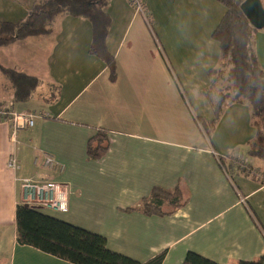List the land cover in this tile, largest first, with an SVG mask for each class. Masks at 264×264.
Returning <instances> with one entry per match:
<instances>
[{"label":"crops","instance_id":"1","mask_svg":"<svg viewBox=\"0 0 264 264\" xmlns=\"http://www.w3.org/2000/svg\"><path fill=\"white\" fill-rule=\"evenodd\" d=\"M34 1L0 0V20L23 18ZM142 3L154 32L130 0L110 2L107 46L116 59L115 81L104 61L89 52L92 25L85 17L59 15L50 32L0 45L2 65L41 78L32 98L43 88L46 95L38 109L18 107L0 70L7 89L0 104L37 113L34 126L17 133V171L7 167L12 129L0 122V264H75L18 241L19 180L25 177L67 184L68 211H41L103 235L108 248L140 262L162 252V264H183L189 251L219 264L264 254V159L248 154L256 133L249 105H228L211 141L195 120L214 116L202 90L208 70L220 61L212 33L226 7L218 0ZM256 51L264 68V28L256 31ZM99 127L109 131V148L90 159L88 142ZM234 156L262 177L238 169ZM177 185L188 200L174 213L127 210L155 186Z\"/></svg>","mask_w":264,"mask_h":264},{"label":"trees","instance_id":"2","mask_svg":"<svg viewBox=\"0 0 264 264\" xmlns=\"http://www.w3.org/2000/svg\"><path fill=\"white\" fill-rule=\"evenodd\" d=\"M218 1L226 7L224 16L212 33V38L220 45V61L217 66L208 70L209 84L202 90L214 116L211 120H207L195 115V120L201 132L211 141L226 107L233 103L248 104L251 124L256 130L254 138L250 141L248 154L264 159V68L256 51L257 29L253 27L241 8L244 0ZM110 2L111 0H35L23 18L17 21L0 20V45L50 32L53 20L59 15L85 17L92 25L89 52L104 61L109 69L110 80L115 81L116 59L107 46V36L113 23L109 12ZM130 3L136 7L134 0H130ZM144 12L149 27L154 32V22L146 7ZM0 70L11 83L12 98L16 102L32 99L42 83L38 76L1 63ZM176 82L184 93L181 83L178 80ZM56 89L58 93L61 90L60 85H57ZM96 130V134L88 142L87 152L90 159H100L109 148V131L103 127ZM218 159L227 172H233L226 158L218 155ZM187 200L188 197L181 185L174 188L155 186L139 204L127 210L165 216L184 206ZM43 208L24 202L18 203L17 239L21 244L34 246L75 264H162L163 262L164 252L146 262H140L111 250L103 235L50 216L41 211ZM263 263L264 254L259 259L243 261L241 264ZM183 264L219 263L189 251Z\"/></svg>","mask_w":264,"mask_h":264},{"label":"built area","instance_id":"3","mask_svg":"<svg viewBox=\"0 0 264 264\" xmlns=\"http://www.w3.org/2000/svg\"><path fill=\"white\" fill-rule=\"evenodd\" d=\"M136 7L145 13V7L141 0H134ZM146 16V14H145ZM39 114H42L41 112ZM37 113L28 110H19L11 104H0V122L9 124L12 132L11 139L13 147L9 153L7 167L17 171L21 167L20 143L17 133L24 128L34 126ZM232 164L244 173L253 176L262 177L261 173L256 171L247 160L234 156L230 159ZM22 192V202L29 205L54 209L56 211L66 212L69 209V188L68 185L59 181H36L30 177L19 180Z\"/></svg>","mask_w":264,"mask_h":264},{"label":"water","instance_id":"4","mask_svg":"<svg viewBox=\"0 0 264 264\" xmlns=\"http://www.w3.org/2000/svg\"><path fill=\"white\" fill-rule=\"evenodd\" d=\"M241 8L253 27L264 28V5L261 0H244Z\"/></svg>","mask_w":264,"mask_h":264},{"label":"rangeland","instance_id":"5","mask_svg":"<svg viewBox=\"0 0 264 264\" xmlns=\"http://www.w3.org/2000/svg\"><path fill=\"white\" fill-rule=\"evenodd\" d=\"M2 76V74H0ZM1 79V78H0ZM2 79H6L2 76ZM7 81V80H4ZM40 93L42 94H37L34 98H32L29 102H18V107L23 108V107H28L31 109H38L39 107H41L40 104H45L46 102L43 101L45 98V93H44V88L43 90H40ZM0 94H7V89L6 86L4 85L3 82L0 81Z\"/></svg>","mask_w":264,"mask_h":264}]
</instances>
